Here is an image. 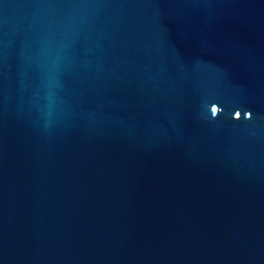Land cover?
<instances>
[{
	"label": "water",
	"instance_id": "water-1",
	"mask_svg": "<svg viewBox=\"0 0 264 264\" xmlns=\"http://www.w3.org/2000/svg\"><path fill=\"white\" fill-rule=\"evenodd\" d=\"M0 264H264V0H0Z\"/></svg>",
	"mask_w": 264,
	"mask_h": 264
}]
</instances>
